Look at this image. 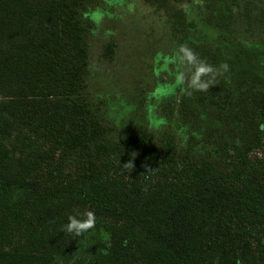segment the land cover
Listing matches in <instances>:
<instances>
[{
  "label": "trees",
  "instance_id": "16d2710c",
  "mask_svg": "<svg viewBox=\"0 0 264 264\" xmlns=\"http://www.w3.org/2000/svg\"><path fill=\"white\" fill-rule=\"evenodd\" d=\"M115 1L0 0V264H264V72L237 38L264 43V0H198L234 52L189 44L213 82L190 87L185 62L156 125L113 121L88 87L93 13ZM141 1L175 40L198 27L197 0ZM76 207L96 221L78 237Z\"/></svg>",
  "mask_w": 264,
  "mask_h": 264
},
{
  "label": "rangeland",
  "instance_id": "374dc122",
  "mask_svg": "<svg viewBox=\"0 0 264 264\" xmlns=\"http://www.w3.org/2000/svg\"><path fill=\"white\" fill-rule=\"evenodd\" d=\"M105 7L93 13L96 27L90 39L88 87L95 97L105 100L106 115L117 123L139 116L138 120L148 118L152 124H159L154 108L179 98L187 85L189 70L180 59L182 46L211 44L224 54L234 52L233 45L222 42L217 31L204 21L209 9L206 2L197 0L186 5L189 18L198 27L184 42L173 38L163 14L141 0H117L107 2ZM237 36L250 47L259 70L264 72V43L254 42L243 33ZM32 175L46 180L48 174L40 168ZM86 210L90 209L76 207L71 213L83 214ZM21 238L15 233L14 242Z\"/></svg>",
  "mask_w": 264,
  "mask_h": 264
},
{
  "label": "clouds",
  "instance_id": "9594fccd",
  "mask_svg": "<svg viewBox=\"0 0 264 264\" xmlns=\"http://www.w3.org/2000/svg\"><path fill=\"white\" fill-rule=\"evenodd\" d=\"M180 51L182 53V56L180 57L181 61L193 66L195 69L194 75L190 81V87L196 90H208L213 81H204L202 80V77L212 73L214 78L217 70H214L212 66L207 65L204 61L198 60L196 54L187 48L182 46ZM221 68L224 71H227L228 65H221ZM125 166L133 169L134 165L132 162H130ZM95 225L96 221L94 212L86 210L82 214V218L81 214L79 213L75 215H69L68 223L64 226V230L67 233L78 237L95 228Z\"/></svg>",
  "mask_w": 264,
  "mask_h": 264
}]
</instances>
